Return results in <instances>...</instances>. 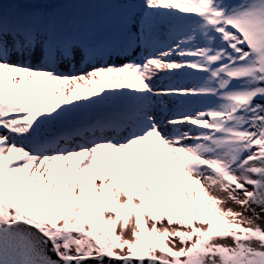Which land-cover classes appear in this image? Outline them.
I'll list each match as a JSON object with an SVG mask.
<instances>
[{
    "label": "snow or ice",
    "instance_id": "obj_1",
    "mask_svg": "<svg viewBox=\"0 0 264 264\" xmlns=\"http://www.w3.org/2000/svg\"><path fill=\"white\" fill-rule=\"evenodd\" d=\"M262 214L264 0L0 2V264H264Z\"/></svg>",
    "mask_w": 264,
    "mask_h": 264
},
{
    "label": "bare ground",
    "instance_id": "obj_2",
    "mask_svg": "<svg viewBox=\"0 0 264 264\" xmlns=\"http://www.w3.org/2000/svg\"><path fill=\"white\" fill-rule=\"evenodd\" d=\"M137 1V0H136ZM141 2V1H140ZM139 3V2H138ZM139 54V52L136 54V55H138ZM79 59V58H78ZM120 62H126V60H124V59H117V60H115V63L117 64V63H120ZM103 62H101V64H102ZM109 63H112V61H109ZM84 69L82 68V66L79 64V63H77L76 64V69H75V71L77 72V73H79V72H81V71H83ZM59 71L60 72H63V73H65V74H67V73H69V72H72L73 70H72V68L70 67V66H67V65H62L60 68H59ZM124 89H114V90H110V89H106V91H123ZM104 93H101V95H103ZM91 98H93V99H95V98H97V97H91ZM74 103H83V101H73ZM65 106H68V105H65ZM109 108H110V106L109 105H105V106H102L101 108H98V109H94V110H91L88 114L89 115H95V114H99L100 112H103V111H107V110H109Z\"/></svg>",
    "mask_w": 264,
    "mask_h": 264
},
{
    "label": "rangeland",
    "instance_id": "obj_3",
    "mask_svg": "<svg viewBox=\"0 0 264 264\" xmlns=\"http://www.w3.org/2000/svg\"><path fill=\"white\" fill-rule=\"evenodd\" d=\"M13 1H15V0H13ZM17 1H19V0H17ZM22 1H25V2H29V0H22ZM60 2V0H49V2ZM141 0H132V2H134V3H138V2H140ZM88 2H124V0H88ZM137 53H138V51H137ZM137 53H135V55L137 54ZM123 62H120V63H117V65H119V64H122ZM110 90H114V89H110ZM227 207H230V208H232L234 211H237V212H240V211H243L240 207H238L237 205H235V204H232V203H229L228 205H227ZM257 211L259 212L260 210L259 209H257ZM246 215H249V218H252L251 217V215L250 214H247L246 213ZM257 223H260L262 226H264V214H262L261 215V219L259 220V221H257Z\"/></svg>",
    "mask_w": 264,
    "mask_h": 264
},
{
    "label": "water",
    "instance_id": "obj_4",
    "mask_svg": "<svg viewBox=\"0 0 264 264\" xmlns=\"http://www.w3.org/2000/svg\"><path fill=\"white\" fill-rule=\"evenodd\" d=\"M49 255H52V254L49 253ZM52 258L55 259L56 257L54 255H52ZM105 264H108L107 260L105 261Z\"/></svg>",
    "mask_w": 264,
    "mask_h": 264
}]
</instances>
